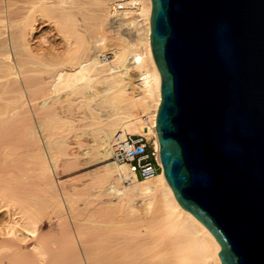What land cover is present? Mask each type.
<instances>
[{
  "label": "bare ground",
  "instance_id": "1",
  "mask_svg": "<svg viewBox=\"0 0 264 264\" xmlns=\"http://www.w3.org/2000/svg\"><path fill=\"white\" fill-rule=\"evenodd\" d=\"M152 5L0 0V170L6 172L0 171V264H222L220 242L180 204L164 167L139 178L113 159L115 143L127 134L152 138L160 151ZM42 21L59 39L53 34V43L35 44ZM71 134L90 136L86 154L103 162L89 194L73 196L55 180L60 161H71ZM36 181L41 195L29 185ZM80 201L92 207L84 219L75 216ZM65 212L73 219L65 220ZM59 219L65 221L58 227L66 222L60 238L49 234L59 240L57 250L42 227Z\"/></svg>",
  "mask_w": 264,
  "mask_h": 264
},
{
  "label": "water",
  "instance_id": "2",
  "mask_svg": "<svg viewBox=\"0 0 264 264\" xmlns=\"http://www.w3.org/2000/svg\"><path fill=\"white\" fill-rule=\"evenodd\" d=\"M152 3L164 174L222 264H264V0Z\"/></svg>",
  "mask_w": 264,
  "mask_h": 264
},
{
  "label": "rangeland",
  "instance_id": "3",
  "mask_svg": "<svg viewBox=\"0 0 264 264\" xmlns=\"http://www.w3.org/2000/svg\"><path fill=\"white\" fill-rule=\"evenodd\" d=\"M42 23H43V25H42ZM49 23H47L46 21L44 22V21H42L40 24H39V26H38V30H37V32H36V37H37V41H36V37H35V44L36 45H42V43L44 44V45H48V44H50V43H53L54 41H55V39L57 40V39H59V37H58V34H57V32H56V30H55V28L52 26V28H51V24H49V26H47ZM46 25V26H45ZM41 31H40V30ZM52 31H51V30ZM55 30V31H54ZM50 31V32H49ZM43 33H45V34H43ZM50 33H52L51 35H50ZM38 34V35H37ZM42 34V35H41ZM53 34H55V36H57L58 38H56V37H54V39H53ZM41 35V36H40ZM46 35V36H45ZM110 35V34H109ZM108 35V36H109ZM126 35V37H131L129 34H125ZM128 35V36H127ZM43 36V37H42ZM39 37H41V38H39ZM44 37H46V38H44ZM52 37V39L54 40H52V39H50ZM42 41H41V40ZM46 39V41L47 40H49V41H45V43L43 42V40H45ZM131 39V38H130ZM53 42H52V41ZM40 41V42H39ZM41 43V44H40ZM48 43V44H47ZM112 43V42H111ZM109 41H107V43L105 44V46H109L110 44H111ZM60 105H62V109H64V110H67L68 109V107H69V103H67V102H64V103H62V104H60ZM68 141H69V154H70V157H71V161L67 164H65V162H64V160H62V161H60V163H59V168H58V170H57V174H56V178H55V180L58 182V184H59V186L60 187H63L65 190H67L69 193H71L73 196H75L74 194H76V193H86V194H89L90 193V189L89 188H86L87 186L89 187L90 186V183L93 181V179H94V177H95V175H97L101 170H102V168H103V162H101L100 160H94V159H92L89 155H87L86 154V148L89 146V144H90V142H91V137L90 136H87V135H81V136H79V137H75V135L74 134H71L70 135V138L68 139ZM0 164H1V161H0ZM3 166V165H2ZM31 166V165H30ZM1 170H5V168L3 169H1ZM0 170V171H1ZM8 170V169H7ZM6 170V171H7ZM3 171H2V173H3ZM5 172V171H4ZM2 173L0 172V174L2 175ZM6 173V172H5ZM4 173V174H5ZM1 177V176H0ZM3 178V177H2ZM2 180V179H1ZM5 181H3V183H4ZM39 182V181H38ZM38 182L36 181V185H38V187L35 185V184H33V182H29L30 184L29 185H34L35 187H33L32 185V188H31V190L32 191H35L36 190V188H39L38 189V193L41 195V193H40V190L41 189H43L42 187L43 186H41L42 184H41V182H39L40 183V186H39V184H38ZM28 185V184H27ZM30 186V187H31ZM30 187L29 186H27V188H29L30 189ZM35 188V190H33ZM37 193V194H38ZM38 194V195H39ZM105 197H107V195L105 196ZM79 205H80V211H79V213H77L75 216H76V218H79V219H84V218H86L87 217V215L89 214V210L92 208L91 206H88V205H84L83 204V201H80L79 203H78ZM96 207V206H95ZM94 207V208H95ZM96 208H99V207H96ZM65 214L66 215H68L69 216V214L68 213H66L65 212ZM66 215H64L63 217H64V219L65 220H71V217H70V219H68V217L66 216ZM62 216V214L60 215V217ZM62 220V219H59V221L58 220H54V222H53V224L55 223V225H51L49 222H48V220H44V223H43V227H42V233H44V234H42V236H45V240L46 241H48V242H50V243H48V245H49V247H51V246H53L54 244H56V242H57V240L58 239H56V241L54 242V240L53 239H55V234H54V236H52V237H54L53 239L51 238V235L49 236V234L51 233V231H52V233H55L56 232V238H60L58 235H60V234H62L61 232H62V230L63 229H61L60 230V227L62 226V228H63V226L64 227H66L65 225H66V222H65V225H61L60 227H58L57 225H58V222H60L61 220V222L63 223L65 220ZM72 219H73V217H72ZM60 222V223H61ZM56 223H57V225H56ZM70 224H69V227L71 226V225H73L74 223H73V220L71 221V222H69ZM68 224V223H67ZM75 225V224H74ZM52 226V227H51ZM57 228H55V227ZM51 227V228H50ZM67 227H68V225H67ZM55 228V229H54ZM50 229H52V230H50ZM71 229H75V227H73V226H71ZM59 230L61 231V232H59ZM55 231V232H54ZM49 232V233H48ZM74 232V231H73ZM47 233V234H46ZM51 233V234H52ZM58 233V234H57ZM47 236H49L50 237V239L51 240H47L46 238H47ZM63 236V235H62ZM48 237V238H49ZM44 238V237H43ZM59 241V240H58ZM36 242V240H31V241H29V242H27V243H25L26 245L25 246H27V248L29 249V248H31V246L34 244ZM51 242H52V244H51ZM54 242V243H53ZM58 244H59V242H57ZM58 244H56V249L58 250V248H59V250H60V247L59 246H57ZM60 244H61V241H60ZM55 246V245H54ZM52 248H54V247H52ZM51 249V248H50ZM53 250H55V249H52V252H53ZM52 252H51V256L50 257H53V255H54V253L52 254ZM56 252H58V251H56ZM48 257H49V255H48ZM49 257V258H50ZM8 260V259H7ZM7 260L6 259H4V261L5 262H7ZM51 260H52V258H51ZM49 261V259H47V261L46 262H48ZM23 262H25L24 264H26L27 262L26 261H22V263ZM28 264V263H27ZM30 264V263H29Z\"/></svg>",
  "mask_w": 264,
  "mask_h": 264
},
{
  "label": "built area",
  "instance_id": "4",
  "mask_svg": "<svg viewBox=\"0 0 264 264\" xmlns=\"http://www.w3.org/2000/svg\"><path fill=\"white\" fill-rule=\"evenodd\" d=\"M113 159L126 164L131 172L139 177L153 176L163 169L160 151L152 138L143 134H127L114 145Z\"/></svg>",
  "mask_w": 264,
  "mask_h": 264
}]
</instances>
